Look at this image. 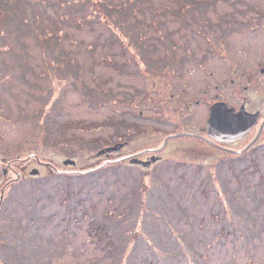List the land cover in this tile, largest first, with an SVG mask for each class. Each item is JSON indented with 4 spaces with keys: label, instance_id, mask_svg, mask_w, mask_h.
Masks as SVG:
<instances>
[{
    "label": "rangeland",
    "instance_id": "rangeland-1",
    "mask_svg": "<svg viewBox=\"0 0 264 264\" xmlns=\"http://www.w3.org/2000/svg\"><path fill=\"white\" fill-rule=\"evenodd\" d=\"M254 1L264 7V0H0V194L22 173L4 190L0 264H264V145L232 154L175 150L173 141L149 168L104 164L160 145L181 117L193 127L204 122L192 98L207 87L208 58L215 54V92L221 27L229 25L226 38L238 47L234 23ZM161 56L194 65L174 79L189 102L186 116L178 103L162 114L157 85L147 83L156 71L144 68L157 70ZM124 141L119 154L96 155ZM66 158L76 165L65 166ZM49 169L96 171L67 179ZM106 235L110 242L97 241Z\"/></svg>",
    "mask_w": 264,
    "mask_h": 264
},
{
    "label": "flooded vegetation",
    "instance_id": "flooded-vegetation-1",
    "mask_svg": "<svg viewBox=\"0 0 264 264\" xmlns=\"http://www.w3.org/2000/svg\"><path fill=\"white\" fill-rule=\"evenodd\" d=\"M245 5H247L246 7L251 6L249 12L237 17L234 23L241 32V36L239 35L238 39L235 40L238 47L234 46L233 43L231 47V41L226 38L228 24L222 26L218 34V40L222 46L217 52L221 76L218 82H221V85L215 84L217 90L213 92L212 67L215 54H212L209 56V63L204 70L207 87L199 88L193 95L194 104L204 109V122L198 127H193L186 124L181 117L175 121L176 125L168 131L160 145L141 147L137 151L125 154L128 161L133 158L141 160L150 158L153 160V157H158L155 162H152L153 164L163 161L162 154L167 151L168 146L170 148L173 141H175L173 144L175 150L194 149L197 148L196 145H200L201 148L226 151L232 154L255 150L264 145V7L256 1L248 2ZM245 30L254 32L246 40L242 36ZM212 33L211 37L213 36ZM209 41L211 43L212 39L209 38ZM166 55L171 56V58L174 57L171 51ZM161 60L163 63L159 64L157 70L152 67L148 68V66L144 68L145 72L156 71L147 83L157 85L156 94L162 114L166 113L170 104L178 103L183 106L181 112L186 116L187 110L190 108L189 102L179 97L182 89L179 91L175 89L176 80L174 79L194 65L168 64L169 58L164 56H161ZM217 102H225L228 106L233 107L236 113L245 112L248 115H254L253 124L242 136L218 140L210 135L208 125L210 106ZM175 109L176 111L180 110V108ZM247 118L249 119V117ZM127 143L126 141L125 145Z\"/></svg>",
    "mask_w": 264,
    "mask_h": 264
},
{
    "label": "water",
    "instance_id": "water-1",
    "mask_svg": "<svg viewBox=\"0 0 264 264\" xmlns=\"http://www.w3.org/2000/svg\"><path fill=\"white\" fill-rule=\"evenodd\" d=\"M249 117V119L247 118ZM250 120V121H248ZM254 115H248L245 112H235L233 107H228L225 102L214 103L210 108L208 117L209 133L217 139H229L242 136L253 124ZM123 143H116L112 146L101 148L97 154L110 153L118 151ZM156 160V158H152ZM131 162L140 163L143 166L150 164V160L131 159ZM64 164H75V160L67 158L63 160ZM38 170L33 168L30 173L36 174ZM3 192V190H2ZM2 199V195L0 197Z\"/></svg>",
    "mask_w": 264,
    "mask_h": 264
},
{
    "label": "trees",
    "instance_id": "trees-1",
    "mask_svg": "<svg viewBox=\"0 0 264 264\" xmlns=\"http://www.w3.org/2000/svg\"><path fill=\"white\" fill-rule=\"evenodd\" d=\"M128 5L127 6H130L131 4H132V2L130 1V2H128L127 3ZM186 13V12H185ZM96 14H98V13H96ZM181 14V13H180ZM6 14L4 13V12H2L1 13V15H0V17L1 18H3L4 16H5ZM115 25H113L112 23H111V25H110V27L112 28V29H115L116 27H117V25H116V27H114ZM114 31V30H113ZM50 36H52V35H50ZM48 36H45L44 37V41H46V38H47ZM136 37H138L139 39L140 38H142V36H141V34H138V36H136ZM146 40V39H145ZM111 165H112V167L113 168H115V167H117V165L118 164H120V163H117V162H113V163H110ZM107 166H109V164L107 165ZM99 168V167H98ZM49 171V174H52L51 176H56V175H59L60 173L62 174V173H66V174H63V175H65L66 177H67V179H69L68 177H70V176H72V175H79V176H81L80 175V172H82V170H72V171H69V170H64V171H60V170H53V169H49L48 170ZM89 174H91V173H88V175ZM87 177V176H86ZM35 178H37V177H35ZM113 226H115V224L113 225ZM109 229V228H108ZM91 231V230H90ZM135 234V233H134ZM103 239V240H102ZM97 241H101V242H106V243H108V242H110V240H108L107 239V235L106 236H104V238H100V237H98L97 238ZM106 253H110L109 252V249L106 251Z\"/></svg>",
    "mask_w": 264,
    "mask_h": 264
}]
</instances>
